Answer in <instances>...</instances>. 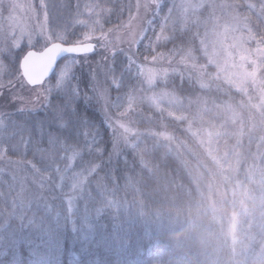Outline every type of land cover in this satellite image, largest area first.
I'll return each instance as SVG.
<instances>
[{"label": "trees", "instance_id": "16d2710c", "mask_svg": "<svg viewBox=\"0 0 264 264\" xmlns=\"http://www.w3.org/2000/svg\"><path fill=\"white\" fill-rule=\"evenodd\" d=\"M68 1H56L65 7L62 26L81 33V27L68 20V8L74 4ZM101 1L103 8L111 9V13L103 16L105 30L119 29L128 23L133 14L128 3ZM237 1L245 17H249L250 25L264 39V0ZM50 19V24L58 22L53 17ZM100 49L98 47L89 57L93 63L76 69V76L83 74L84 77L80 88L88 91L89 96L92 92L87 87L88 76L90 72L100 71L94 63L99 60ZM154 50L155 55L169 54L176 64L181 56L189 54L208 78V85L203 87L196 77L187 78L173 70L164 88L172 96L182 101L203 97L222 107L238 102L239 92L222 85L213 76L214 70L206 64L194 30L178 28L167 40L157 43ZM147 55L135 51L136 59L142 62L151 58ZM17 57L21 58L6 57L11 69ZM124 59L119 52L117 76L126 64ZM113 91L111 89L110 94ZM80 106L84 110L83 101ZM98 107L93 104L86 113L102 133L99 145L102 151H89L91 138L85 139L87 128L84 125L79 135L65 133L57 143H62L71 153L74 152L72 146L76 145V151L82 153L80 156L92 159L91 165L96 166L93 178L109 185L104 192L115 204L101 212L89 206L85 225L78 215L67 210V201L59 197L41 229L29 224L27 218L21 220L14 216L5 222L1 217L0 264H264V217L239 213L240 207L250 204L249 198L245 199L247 192L240 195L235 192L233 183L225 178L219 164L212 161L186 118L144 105L142 115L134 119L139 126L135 132L137 141L111 160L108 156L111 129L105 127ZM2 117L11 121L14 133L29 139L33 147L40 144L49 147L48 133L57 131L55 125L39 123L46 117L43 108L23 113L12 111ZM235 160L237 175L242 179H251L252 171L256 181L258 175L264 176V136L245 134L241 137ZM109 169H114L117 177L114 190L106 177ZM128 177L131 186L125 191ZM249 185L253 190L264 188L263 181ZM10 208L12 203L0 195V212ZM230 210L236 211L234 214L239 220L233 234L228 228ZM235 235L236 242L233 241Z\"/></svg>", "mask_w": 264, "mask_h": 264}, {"label": "rangeland", "instance_id": "374dc122", "mask_svg": "<svg viewBox=\"0 0 264 264\" xmlns=\"http://www.w3.org/2000/svg\"><path fill=\"white\" fill-rule=\"evenodd\" d=\"M56 1L60 0H45L49 5L50 17L58 20V22L53 21L54 24L62 26L65 21L63 20L66 14L63 10L65 7ZM69 1L74 2L70 4L71 7L68 8L67 13L72 25L77 19H88L85 4L96 2L98 7H104L101 0ZM123 1L129 4L133 14L128 23L113 31V35L121 37L122 42L119 47L123 49L124 57L125 53L134 56L136 65H142L143 70L141 73L137 66L133 65L129 72L123 73L119 93L129 94L131 99L127 105L110 110L113 115H116L117 111H126V115L122 118L133 130L130 144H135L138 139V134L135 132L139 126L134 119L142 115L140 111L146 104L172 116L178 114L186 118L212 161L219 164L225 178L233 183L235 192L239 195L243 191L247 192L244 195L245 199L249 198L250 204L246 203L240 207L239 213L247 217L259 215L263 218L264 188L256 190L258 184H255L256 187L253 190L249 184L264 182V176L258 175L256 181L254 180L255 172L252 171L251 179H242L237 175L238 164L235 159L238 157L241 137L245 134L261 138L264 136V39L260 38L250 25L247 19L249 17H245V11L239 7L237 0ZM153 1L155 4H152ZM18 2L27 4L29 0H18ZM30 2L40 11V0H30ZM77 4L79 8L76 7ZM0 8L3 9L2 14L7 17L8 4L4 3L0 5ZM18 15L23 23L32 27L37 23L30 13L21 12ZM40 18L43 19L42 14ZM79 26L82 32L85 31L82 25ZM178 28L196 32L202 56L206 64L214 70L213 76L220 80L222 85L230 86L239 92V99L235 105L227 104L222 107L203 97H198L194 101H182L165 91L167 78L173 70L187 78L196 77L203 87L208 85V78L205 77L204 71L197 67L189 54L181 56L178 64L169 54L155 55L154 46L167 40ZM141 34L143 39L139 41V45L132 43V39ZM17 35H19L18 31ZM36 39L38 40L39 37ZM6 47L4 40L0 37V49ZM31 49L35 48H29L25 36L18 48L10 47L7 51H0V62L6 69L0 72V82L7 84L9 80L13 81L11 87L0 90V113L9 114L19 109L30 112L29 109L43 108L33 104L31 100L34 97H29L28 88H21L20 83L14 78L15 74H9L12 69L6 60L7 56L14 58L17 55L22 58L24 53ZM138 50L151 58L143 62L136 59L135 51L138 53ZM100 51L102 53H99L98 61L108 55L103 49ZM124 60L127 64V59ZM100 79H104L103 75ZM13 91L23 97L25 102L20 104L12 101ZM110 95L114 98L117 90L114 89L113 94L111 92ZM0 119L6 125V127L0 126V133L3 134L0 136V150L5 153L0 156V195L4 199L7 198L12 203V207L15 200L16 207L20 211H28L23 218H27L29 224L38 229L43 228V221L47 219L58 200L56 197L66 200L67 203L71 199L73 207L71 211L80 217L84 225L88 223L89 206H95L96 210L101 212L115 204L111 197L108 198L105 192L97 187L101 181L93 178L95 171L90 170L93 166L90 157L80 156L79 154L82 153L78 150L73 153L68 152L62 143L49 144V147H46L48 144L44 147L41 144L33 147L28 142L29 139L14 133L15 129L9 124L11 121L2 116ZM14 136L17 137L14 138ZM12 145L16 147L13 148ZM125 147L121 144L117 153L111 158H116V155L125 150ZM237 193L235 194L238 195ZM33 195L37 199H30ZM230 211L228 228L229 233L233 234L239 226V220L234 214L236 211ZM1 222L0 217V224ZM233 241H237L236 235Z\"/></svg>", "mask_w": 264, "mask_h": 264}, {"label": "snow or ice", "instance_id": "6c2138e0", "mask_svg": "<svg viewBox=\"0 0 264 264\" xmlns=\"http://www.w3.org/2000/svg\"><path fill=\"white\" fill-rule=\"evenodd\" d=\"M4 3L8 4L9 13L5 17L2 14L3 9L0 8V37L7 47L0 49V51H7L10 47L18 48L25 36L29 48L36 49L27 51L22 59L17 57L16 64L13 65L12 72L9 74L14 73V78L20 83L21 88L27 87L29 97H34L31 102L45 110V120L39 123L47 122L56 126L57 131L48 133V143L50 145L57 143L59 137L65 133L79 135L81 125H84L87 128L84 133L85 139L91 138L89 151H102V148L99 147L103 139L102 133L99 126L86 113V109L95 104L99 106L97 111L103 116L105 127L111 129L112 152L109 154V159L117 153L121 144L129 147L133 130L122 118L126 115V111H117V114L113 115L110 109H119L129 103L130 95L120 94L119 89L122 86L123 72L131 70L133 65H136V61L134 56L125 53L127 64L123 65L120 75H116L118 53L123 51L119 47L122 42L121 37L113 35L114 30L112 28L105 30L103 23V16L111 13V9L100 8L96 2L85 4L84 8L88 19L74 21V25H82L85 31L76 33L69 31L67 25L50 24L49 5L45 0H40V11L30 0L27 4H20L18 0H0V5ZM76 7L79 8V4ZM21 12L30 13L32 19L37 21L36 25L32 27L23 23L18 15ZM17 31L19 35H17ZM37 37H39L38 40ZM142 39L143 35L141 34L139 37L133 38L132 43L138 46ZM98 47L108 55L103 56L101 61L94 62L100 71L89 73L87 87L92 92V95L89 96L88 91L80 88V84L84 83V77L83 74L77 77L76 69L84 64L93 63L89 57L96 53ZM136 66L142 73L143 66ZM5 70V66L0 62V72ZM101 75L104 77L103 80L100 79ZM73 79L76 80L75 84L72 83ZM12 83V80H9L7 84L0 82V90L11 87ZM111 89L117 90V95L114 98L110 95ZM11 100L20 104L25 102L24 98L15 91L11 94ZM80 101H83L84 110L81 109ZM35 110V108L29 109V111ZM19 111L23 113L25 109H19ZM2 115L3 113H0V116ZM0 126L6 127L2 119H0ZM0 136L3 134L0 133ZM12 147L15 148L16 145H12ZM72 147L75 152L76 145ZM39 150L44 151V149ZM3 155L5 153L0 150V156ZM90 170L95 171L96 166H91ZM106 177L114 190L117 185L114 169H109ZM108 186L103 183L97 184V187L102 191H106ZM130 186L131 178L128 177L124 186L125 191ZM30 199H37V197L33 195ZM72 208L70 199L67 210L71 211ZM26 213L28 211H20L16 207L14 200L13 207L0 212V217L6 222L8 218L14 216L23 218Z\"/></svg>", "mask_w": 264, "mask_h": 264}, {"label": "water", "instance_id": "95a60500", "mask_svg": "<svg viewBox=\"0 0 264 264\" xmlns=\"http://www.w3.org/2000/svg\"><path fill=\"white\" fill-rule=\"evenodd\" d=\"M31 50H35V49H31ZM24 54H26V53H24ZM22 59V58H21Z\"/></svg>", "mask_w": 264, "mask_h": 264}]
</instances>
